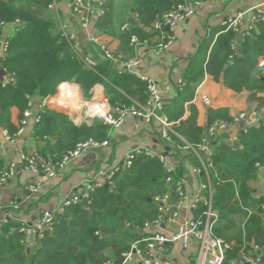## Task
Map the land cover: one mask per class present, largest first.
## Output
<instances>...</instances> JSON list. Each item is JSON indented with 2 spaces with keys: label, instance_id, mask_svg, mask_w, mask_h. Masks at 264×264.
Returning <instances> with one entry per match:
<instances>
[{
  "label": "trees",
  "instance_id": "16d2710c",
  "mask_svg": "<svg viewBox=\"0 0 264 264\" xmlns=\"http://www.w3.org/2000/svg\"><path fill=\"white\" fill-rule=\"evenodd\" d=\"M119 1L124 5L119 9L116 0L106 1L104 14L95 26L105 35L116 36L122 46H128L131 34L150 39L152 22L185 0ZM47 4V0H0V22L15 19L23 22L9 38L7 55L1 62V68L14 82L0 80V126L14 133L16 129L8 121L9 109L16 107L21 118L30 101L55 94L63 82L79 85L87 98L89 91L100 84L113 105L143 103L147 98L145 82L130 72L119 70L108 61L98 63L93 70L83 67L70 45L56 32L53 16L45 13ZM127 5L138 23L128 31H120ZM209 37L190 59L176 96L164 102L163 107L167 119L178 122L173 131L194 146L206 135L205 128L197 126L195 107L189 105V117L179 120L184 114V104L192 100L205 73L216 82L221 80L232 91L245 90L249 103L264 108V99L258 96L264 92V77L256 69L257 58L264 55V20L238 39L236 51L231 49L235 34L225 26L214 30ZM255 116L259 125L244 127L237 136V148L226 142V134L210 141L214 144L209 157L212 207L217 213L211 231L213 236L233 242L229 257L255 245L263 250L264 262V224L260 209L264 197H253L248 186L259 169H264V115ZM207 117L206 127L217 122H233L225 109H209ZM34 129L44 142L42 155L48 154L54 160L80 142L90 138L103 141L109 134V127L98 120L75 125L66 115L53 110L41 113ZM169 137L178 156L176 147L182 146V141L173 134ZM169 176L156 157L136 155L129 169L117 173L112 184L97 187L89 201L81 200L67 207L64 213L56 214L51 230L45 231L31 248L22 243L24 236L17 231L20 223L8 219L0 228V264H101L119 259L129 249V242L135 240V232L145 221L156 217L153 198L166 191L165 180ZM204 210L205 206L200 204L193 215L201 217ZM111 228L115 232L108 234Z\"/></svg>",
  "mask_w": 264,
  "mask_h": 264
},
{
  "label": "built area",
  "instance_id": "2783aa9c",
  "mask_svg": "<svg viewBox=\"0 0 264 264\" xmlns=\"http://www.w3.org/2000/svg\"><path fill=\"white\" fill-rule=\"evenodd\" d=\"M45 13L52 15L56 23V32L70 45L75 57L82 63L83 67L93 70L98 64L91 55L83 53L80 46L82 42L78 38L77 32L72 28L70 20L62 17L63 7H67L69 12L76 20L78 27L85 33L86 42L97 48L103 59L119 64L122 68L133 69L138 66L139 59L137 51L141 48L154 45L153 49L161 51L168 48L175 39V35L169 32L180 23L192 17L196 10L199 9L204 1L208 0H185L184 2L172 6L168 11L158 16L151 24V29L156 33L155 39H140L137 35L131 34L129 37V47L134 55L124 59L121 54H114L105 43L101 41V36L104 35L96 28L97 20L104 14V5L107 0H47ZM264 20V2L254 4L246 9H239L228 16L222 23L226 30H231L235 34L236 41L231 44L233 51L237 50L238 39H242L248 35L254 28L255 24ZM23 22L15 19L11 22H0V69L1 62L6 58L9 46V38L13 33L20 29ZM169 29V30H167ZM122 31H128L127 24L121 26ZM152 47V46H151ZM230 56L229 58H231ZM256 69L260 75L264 77V55L257 58ZM6 82H14L13 77L6 75ZM147 98L143 103L132 102L130 105H113L108 97L101 98H84L80 92L75 91L71 86H66L63 90L58 91L57 97L60 99L59 105L68 111L72 119L78 123H90L94 120L107 125L109 129L119 128L126 117H135L149 123L151 120H157L162 125L161 138L170 144V134L177 136L182 141V146H178L181 151L189 152L195 155L199 162L200 168L197 172H202L206 177V183L200 186V190H206L209 195L197 193L189 199L184 192L181 183L172 179L171 175L166 178V191L153 198V202L157 207V216L155 219L145 221L143 223L144 230L151 225L159 227L162 224H175L182 210L192 212V216L187 217L178 228L171 234L167 235L160 231L150 233L148 236L133 242L129 249L122 252L119 259H122L120 264H174L173 261L165 256L167 248L171 244L178 243L183 249H187L192 243L196 246V264H264L262 249L252 245L249 250H240L234 257H229V252L232 251L233 242H227L222 238L215 237L212 234V226L217 218V213L212 207L213 187L209 176L211 168L209 157L210 141L215 138L221 131L228 129V125L224 122H217L210 127H207L206 136L202 141L194 146L186 143L173 131V122H170L163 113L164 96L157 84L152 80H144ZM183 85L182 81H178L177 86L180 88ZM202 103L208 106L210 100L206 96L201 97ZM32 102L28 103V107L23 111L22 118L19 121V126L15 136H19L28 125L29 119H33L37 123L40 119V114L44 111L33 113ZM245 118L244 113H240L233 118V125L240 123ZM12 139V137H7ZM227 140L232 143L236 142L237 135H228ZM108 145V140L98 141L88 139L76 144L69 151H66L57 160L49 158L46 160L40 159L37 155L26 154L22 155L24 169L32 175L43 173L48 178L56 176L58 171L64 170L75 159L81 156L88 150H98ZM144 154L150 157H156L167 173L171 174L174 167L169 161L167 154L155 155L147 149H135L130 151L124 157L122 164L113 167L109 171L98 173V177L103 179V183L97 179L89 180L83 184L80 193H73L64 198L57 210L42 211L39 220L32 226H26L20 223L17 231L24 236L22 243H25V237L30 234L35 238V241L41 239L45 231H50L56 214L64 213L69 206L78 204L81 200L89 201L90 195L97 187L104 184H112L113 177L130 168L131 160L138 154ZM204 155V156H203ZM259 167L258 164L255 165ZM15 165L13 163L4 166L0 170V185L7 183L15 176ZM39 185H30L28 191L35 194L38 191ZM174 197V200L172 198ZM204 205L205 210L201 217L196 218L193 211L198 205ZM17 208V203L12 204ZM261 216L264 224V203L260 206ZM10 218L9 214H3L0 210V228ZM141 244L145 250L141 248ZM118 260V259H117ZM108 260L101 264H118L116 261Z\"/></svg>",
  "mask_w": 264,
  "mask_h": 264
},
{
  "label": "crops",
  "instance_id": "0c3cea01",
  "mask_svg": "<svg viewBox=\"0 0 264 264\" xmlns=\"http://www.w3.org/2000/svg\"><path fill=\"white\" fill-rule=\"evenodd\" d=\"M263 2L264 0L204 1L192 17L180 23L174 29H167L175 35L174 42L168 48L157 51L153 49L154 45L151 44L152 47L147 46L139 49L136 53L139 64L133 69L122 68L114 62L110 63L116 65L119 70L130 72L143 82L144 80L154 81L163 93L164 102H170L176 96L178 91L177 83L179 80H183L190 59L197 53L201 44L210 39L209 34H213L214 30L216 31L223 27L222 23L235 11L246 9L251 5ZM115 5L118 9L120 6H124L123 3L120 5L119 0H116ZM128 7L127 5L126 12L123 15V21L121 22L122 24L120 25V31H122L121 26L123 24H127L130 29L134 24L138 23L136 15ZM62 10V17L70 20L72 28L75 29L78 38L82 42V46H80L82 52L91 55L97 63L107 61L99 54L96 47L86 42V39H84L85 33L80 30L68 8L65 6ZM150 31L153 33L150 39L157 41L155 36L158 35H156L151 27ZM101 41L114 54H121L124 59L134 55L129 44L128 46H122L116 36L104 34L101 36ZM5 76L6 72L2 79ZM68 85L75 91L80 92L84 98H87L84 96L79 85L73 82H63L57 87L55 94L43 99L30 101L33 105V113L39 112L41 110L40 107H42L43 111L53 110L66 115L75 125L82 124L74 121L68 111L59 105L60 99L57 97L58 91L63 90ZM244 91L240 93L232 91L226 88L221 80L216 82L211 75L205 73L203 79L195 89L192 100L184 104V114L179 122L189 117V105H193L197 110V126L205 129H207V112L209 109H225L232 118L240 113H244L245 118L240 123L234 125L233 123L227 124L228 129L219 133L226 134L227 137L228 135L238 136L239 133L244 131L246 125H254L257 127L259 122L255 115L258 114L259 116L262 113L264 115V108H260L256 103H249L247 101V92ZM202 96H206L210 100L208 106L203 105L201 100ZM258 96L264 99V92L259 93ZM101 97L108 96L104 86L97 84L89 91L88 98ZM21 118L20 111L16 107H11L8 113V121L16 131L10 134L5 127L0 126V163L2 167L13 163L16 173L7 183L0 185V210L3 214H9V219L12 221L25 224L26 226L34 225L39 220L42 211L57 210L64 198L73 193H80L83 184L87 181L97 179L98 182L103 183L104 181L98 177V173L109 171L113 167L121 165L126 154L135 149H147L155 155L167 154L169 161L174 167V171L170 175L173 180L181 183L189 199L197 193L205 197L209 195L206 190L199 189L201 185L206 183V177L202 172L196 171V169L200 168L198 158L192 153L181 151L178 146L176 148L180 154L175 156L173 146L167 145L161 138L162 125L157 120L153 119L147 123L142 119L126 117L119 128L109 129L107 137L108 145L106 147L84 152L64 170L58 171L55 177L48 178L43 173L32 175L24 169L22 155L34 154L42 160L49 159L51 156L48 154L42 155L44 142L35 134V123L33 119H29L28 125L24 128L22 134L15 136ZM176 123L178 122L174 124ZM241 123H243V127H241ZM8 136L12 137V139H8ZM50 140L53 142L52 139ZM226 142L232 146L236 143H230L227 139ZM212 151L210 152L212 153ZM33 184L39 185L38 191L35 194H31L28 191L29 186ZM248 186L252 190L253 197H264L263 168L259 169L255 179L248 182ZM172 200H174V197ZM13 202L17 203V208L12 206ZM190 216H192V212L182 210L175 224H162L159 227L151 225L145 230L142 226L140 230L135 232V240H131L128 246L130 247L133 242L143 239L155 231L169 235ZM34 244L35 238L28 234L25 237V245L31 248ZM141 248L143 251L145 250L142 244ZM165 256L170 258L174 264H196V246L192 243L187 249H183L178 243L171 244L168 246Z\"/></svg>",
  "mask_w": 264,
  "mask_h": 264
},
{
  "label": "water",
  "instance_id": "95a60500",
  "mask_svg": "<svg viewBox=\"0 0 264 264\" xmlns=\"http://www.w3.org/2000/svg\"><path fill=\"white\" fill-rule=\"evenodd\" d=\"M225 67H227V65H225ZM4 74H5V71L0 70V80H2V77L4 76ZM244 92H245V91H244ZM241 127H243V123H241ZM205 131H207V129H205ZM242 132H243V131H242ZM233 147H234V148H237L238 145H237L236 143H234V144H233ZM213 148H214V144H212V145L210 146V151H212ZM114 232H115V229H114V228H111V229L108 231V234H113ZM116 262H117L118 264H120V263L122 262V259H118Z\"/></svg>",
  "mask_w": 264,
  "mask_h": 264
}]
</instances>
